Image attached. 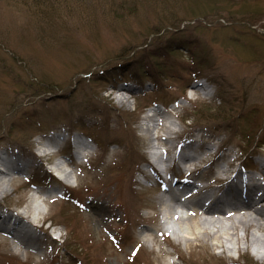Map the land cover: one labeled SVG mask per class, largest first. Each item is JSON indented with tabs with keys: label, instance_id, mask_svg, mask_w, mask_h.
Returning a JSON list of instances; mask_svg holds the SVG:
<instances>
[{
	"label": "rangeland",
	"instance_id": "rangeland-1",
	"mask_svg": "<svg viewBox=\"0 0 264 264\" xmlns=\"http://www.w3.org/2000/svg\"><path fill=\"white\" fill-rule=\"evenodd\" d=\"M156 109L147 132L142 118ZM63 129L91 144L85 161L67 148L50 157L67 165L63 182L43 167L0 178V205L59 237L39 232L36 249L0 231V264H264L240 229L230 251L185 237L183 217H212L197 207L164 225L175 210L142 178L146 147L170 157L183 135L206 182L230 161L264 162V0H0V148L31 153ZM226 211L222 228L243 214Z\"/></svg>",
	"mask_w": 264,
	"mask_h": 264
},
{
	"label": "bare ground",
	"instance_id": "bare-ground-1",
	"mask_svg": "<svg viewBox=\"0 0 264 264\" xmlns=\"http://www.w3.org/2000/svg\"><path fill=\"white\" fill-rule=\"evenodd\" d=\"M198 84H195V86ZM120 90L126 91L125 87H121ZM128 90V89H127ZM120 102H123L126 100L125 96H122L119 98ZM162 115V112L160 109H156L154 114L152 116H149L148 120L150 122V125L146 127L147 132H151L154 129H157V126L160 125L159 120ZM152 122V123H151ZM164 131L160 136L162 140H168V130H161ZM51 140V139H50ZM47 141L50 143L51 141ZM177 148L178 145L175 144L174 148ZM196 154H186L182 157V159L186 162H190L192 158H194ZM171 158L169 157H161L162 162H168ZM3 165L5 167V171H0V178L5 179L10 175L13 174H23L24 168L18 165H12L8 161H4ZM261 170L264 171V163H260ZM195 169H191L187 172H183L185 176L180 181L185 186H190L191 181L189 178L194 176ZM231 177L235 174L239 176V173L234 171L231 173ZM230 177V178H231ZM240 181L239 184H235L236 190L239 192L243 191V187L245 185V180ZM222 185V184H221ZM251 188H254L256 190H262L264 193V184H260L258 182L252 184ZM249 188V190H251ZM202 190V189H201ZM53 191V190H52ZM168 188H165L164 192H168ZM208 196L207 192H203V194L199 197L192 198L186 202H178L179 200L175 196H169L166 197L165 195L159 196L158 202L161 204V206H170L175 212H171L170 214H166L163 219V223L166 226H169L171 217L178 218L177 212L179 209L181 210H192L194 207H197L202 210L203 213L206 215L212 216L211 218H202L194 222H190L191 218L194 216V213H190L187 215V217H183L181 220L182 223L179 224L180 230L183 232V235L187 238H197V236H194L197 232V235L200 234L201 237L210 239L213 241V244L219 245L223 247L225 250L231 249L230 244H236V230L240 229L244 232V234L241 236L242 239H246L247 241H250L252 246H255L256 251L263 249L264 251V235H259L256 233V231L261 230L264 228V205L262 208H254V205L251 202H238L236 199L231 200L225 206H219V200L220 198H226L228 201V196L226 192L224 191L222 194L219 193L218 196H212L211 200H209V203H206L203 198H206ZM246 199H244L245 201ZM264 201V200H263ZM170 203V205H168ZM172 204V205H171ZM175 204V205H173ZM38 206L37 204H35ZM226 208L230 211H239L242 212V215L233 216V218H227L229 220V224L226 228H222L220 224V216L227 217L228 212L226 211ZM170 209V208H169ZM36 215L37 212H36ZM217 215V216H216ZM171 216V217H170ZM217 218H214V217ZM36 219L37 216H34ZM7 226H9V230H7ZM253 227L256 229L255 232H253L248 238V232L249 229ZM23 227L21 226L20 222L14 218H11L9 216H3L0 214V231L7 233L11 238L16 240L19 244H22L25 247H29V244L23 242L21 239L22 235L21 231H23ZM175 231V230H174ZM19 233V234H18ZM174 233V232H173ZM185 233V234H184ZM177 238L180 236L179 233H176L175 235ZM23 239L25 241H36L37 237L32 234V232H26L23 233ZM235 246V245H234Z\"/></svg>",
	"mask_w": 264,
	"mask_h": 264
},
{
	"label": "snow or ice",
	"instance_id": "snow-or-ice-1",
	"mask_svg": "<svg viewBox=\"0 0 264 264\" xmlns=\"http://www.w3.org/2000/svg\"><path fill=\"white\" fill-rule=\"evenodd\" d=\"M229 215H231V213H229ZM165 234H168V233H165ZM139 247V245H137V248Z\"/></svg>",
	"mask_w": 264,
	"mask_h": 264
},
{
	"label": "trees",
	"instance_id": "trees-1",
	"mask_svg": "<svg viewBox=\"0 0 264 264\" xmlns=\"http://www.w3.org/2000/svg\"><path fill=\"white\" fill-rule=\"evenodd\" d=\"M67 251H69V250L67 249Z\"/></svg>",
	"mask_w": 264,
	"mask_h": 264
}]
</instances>
